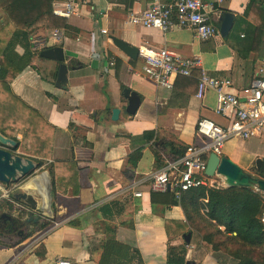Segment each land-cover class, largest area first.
<instances>
[{
  "label": "crops",
  "instance_id": "0c3cea01",
  "mask_svg": "<svg viewBox=\"0 0 264 264\" xmlns=\"http://www.w3.org/2000/svg\"><path fill=\"white\" fill-rule=\"evenodd\" d=\"M108 1L113 4L109 10L106 2L97 0L79 7L78 14L66 20L71 28H63L64 38L59 43L38 50L31 46L30 65L10 82L12 93L57 129L54 151L61 157H72L80 170L82 186L76 197L57 196L53 200L56 220L40 228L51 213L29 208L15 196L18 189L8 198V187L0 182V264H56L59 258L73 264H98L97 253L90 252L88 246L89 235L93 233L91 218L83 220L84 215L79 226L69 225L68 221L105 201L128 196L127 209L120 219H131L133 228L117 225V238L136 246L143 264H165L164 219H184V215L179 206L165 209L162 203H151V177L165 168L167 161H172L163 144L169 140L185 145L193 142L195 124L200 117L225 123L213 110V90H208L201 99L195 96L200 68L210 76L229 78L234 91L249 85L261 66L259 48L249 47L248 28L242 20L239 29L244 31H239L238 37L219 34L212 39L199 40L189 28L173 27L162 32L125 22L128 11L144 9L151 0ZM251 3L252 0H225L220 9L231 12L233 20L246 19ZM0 21L4 22L1 8ZM101 29H106L107 33H101ZM49 30H35L29 42ZM110 36L138 48L143 45L165 47L184 56H198L200 68L193 69V81L179 79L172 88L157 86L142 75V58H129L113 44ZM55 46L62 48L68 69L66 88H59L55 83L59 61L43 54ZM15 51L22 54L23 45H16ZM126 87L140 97V104L132 115L125 111L127 99L122 90ZM173 92L176 96L171 98ZM113 108L120 110L116 120L111 119ZM147 130L157 135L154 144L143 142L142 134ZM20 137L18 134L17 138ZM231 140L234 149L223 155L243 169L256 157H264V144L260 139ZM139 147L141 156L132 168L128 155ZM237 147L246 152V162L242 163L241 154H236ZM15 151L24 155L19 147ZM40 180L45 187V178ZM19 189L24 190V184ZM132 190L141 195L133 197ZM37 200L40 202L41 197ZM191 252L187 247L186 259L192 261L191 264H218L210 253L191 259ZM197 253L193 250V256Z\"/></svg>",
  "mask_w": 264,
  "mask_h": 264
},
{
  "label": "trees",
  "instance_id": "16d2710c",
  "mask_svg": "<svg viewBox=\"0 0 264 264\" xmlns=\"http://www.w3.org/2000/svg\"><path fill=\"white\" fill-rule=\"evenodd\" d=\"M0 8L4 20L0 21V133L17 142L16 148L24 152L22 156L29 157L37 166L45 164L52 200L57 196L76 197L82 186L80 170L72 157H61L54 151L57 129L10 89V82L31 63L33 53L29 38L32 33L38 29L67 30L71 27L66 19L53 14L52 0H0ZM240 20L248 28L249 47L253 50L257 46L261 57L264 53V0H252L246 19L236 17L235 21L239 23ZM18 44L24 47L22 54L15 51ZM192 78L191 75H178L173 87L179 79L193 81ZM175 96L173 92L171 98ZM168 105L171 106V102ZM142 140L145 144H154L157 135L153 130H147L143 132ZM186 147L170 140L163 144L172 161L182 157ZM140 156L141 147L130 152L128 163L132 168ZM128 198L110 199L68 221L69 225L79 226L84 215L86 219L83 220L91 218L93 233L89 235L88 246L90 252L97 253L98 264H143L138 248L117 238V225L133 228L131 219H120L127 209ZM151 203H162L165 209L179 206L184 215V219H164L165 264H186L188 244L201 247L203 252L196 249L198 259L210 253L218 264H264V224L260 221L264 207L262 192L200 185L180 191L178 198L172 190L151 191ZM54 213L55 209L51 214ZM49 223L48 220L40 224V228ZM186 233L190 234L188 243L183 238Z\"/></svg>",
  "mask_w": 264,
  "mask_h": 264
},
{
  "label": "built area",
  "instance_id": "2783aa9c",
  "mask_svg": "<svg viewBox=\"0 0 264 264\" xmlns=\"http://www.w3.org/2000/svg\"><path fill=\"white\" fill-rule=\"evenodd\" d=\"M97 1L106 2L107 10L113 6L108 0ZM224 1L151 0L144 9L128 11L125 22L134 26L158 29L162 32L173 27L189 28L197 39L208 40L219 35L216 20L222 12L220 5ZM88 2L90 0H52V12L68 20L78 14L79 7ZM100 31L103 34L107 33L106 29ZM63 38L64 29L53 28L45 35L35 36L31 41V46L32 49L38 50L57 44ZM138 56L143 60L142 75L152 80L157 86L164 88H172L176 76H190L193 69L200 68L198 56H184L179 51L165 47L153 48L143 45L138 48ZM260 63L261 66L250 84L234 91L231 90L232 83L229 78L210 76L200 68L195 96L201 99L208 90H213L215 92L213 110L224 118L225 123L222 125L206 117L198 118L194 128V141L187 144L182 157L167 161L165 168L152 175L151 191L172 190L174 196L178 198L180 191L191 187L200 185L217 187L215 183H218V180L208 177L205 173L209 153L222 156L225 142L231 139L258 138L264 143V53L260 58ZM131 194L133 197L141 195L140 192L134 190ZM46 221L48 220H44ZM49 221L48 225L55 220ZM260 221L264 224V207L260 213ZM56 264L73 263L59 258Z\"/></svg>",
  "mask_w": 264,
  "mask_h": 264
},
{
  "label": "water",
  "instance_id": "95a60500",
  "mask_svg": "<svg viewBox=\"0 0 264 264\" xmlns=\"http://www.w3.org/2000/svg\"><path fill=\"white\" fill-rule=\"evenodd\" d=\"M233 14L229 11H222L216 22L219 27V34L225 36L229 33L233 23ZM113 44L126 54L131 59L138 57V47L132 46L122 39L115 36H110ZM43 54L50 56L59 61L56 86L59 88H66L67 85V66L64 62L62 48L55 46L46 49ZM122 95L127 99L125 111L128 114H134L140 104L139 95L129 89L123 88ZM119 108H113L111 111V119L116 120L119 116ZM17 142L0 133V182L1 183H16L21 179L27 178L37 172L40 167L29 157L22 156L15 151ZM205 173L208 177L220 176L223 178L225 187H240L247 188L251 191L264 192V157H256L249 167V170L243 169L240 165L233 162L229 157L222 155L218 156L214 153H209L206 162ZM44 176L45 187L44 194L41 195V200L38 205L27 203V206L33 210H38L42 213H51V184L50 177L47 172H41L35 177ZM18 198V197H17ZM36 221V219H34ZM184 241L189 242L190 234L183 235ZM186 264H191L189 260Z\"/></svg>",
  "mask_w": 264,
  "mask_h": 264
},
{
  "label": "rangeland",
  "instance_id": "374dc122",
  "mask_svg": "<svg viewBox=\"0 0 264 264\" xmlns=\"http://www.w3.org/2000/svg\"><path fill=\"white\" fill-rule=\"evenodd\" d=\"M235 22V20H233V23ZM232 23V24H233ZM239 27H241L240 26V24L239 23H237V21L235 22V24H234V26H233V28H232V30H231V32L230 33H228L227 35L228 36H230L231 38H235V37H238V35H239V31H244V30H240L239 29ZM227 35H225L226 37H228ZM224 36V37H225ZM261 143H263L262 141H261ZM264 144V143H263ZM234 149V145H233V140H229L228 142H227V144L223 147V152H225L226 154H230L231 152H232V150ZM237 153H240L241 154V161H242V163L243 162H246L247 160H248V156H247V154H246V152L245 151H243L242 149H241V147H237V150H236V154ZM234 162V161H233ZM236 163V162H235ZM252 163H253V161H252ZM251 163V164H252ZM251 164H250V166H251ZM249 166V167H250ZM38 167H40V169L37 171V172H35L33 175H31V176H29V177H27V178H24V179H21V180H19L18 182H16V183H8V184H6L7 185V197L8 198H10V193H12L13 194V192H15L17 189H19L20 187H22L23 186V184H25L27 181H30L32 178H33V176L34 175H38V174H40L41 172H47V170L45 169V164L44 165H41V166H38ZM249 167L248 168H246L245 170H249ZM49 175V174H48ZM215 177V176H214ZM212 178V177H211ZM217 180H219V179H221L220 177H217L216 178ZM14 184V185H13ZM215 184H217V187H225L224 185H219L217 182L215 183ZM19 202V201H18ZM56 202V201H55ZM20 203V202H19ZM22 204V203H21ZM54 207V205H53V200L51 199L50 200V209L53 211V209L55 208H53ZM48 214H50L49 212H48ZM50 216L52 217V218H54L55 219V215L53 214V215H51L50 214ZM51 217H49L48 219H46V220H51ZM56 220V219H55ZM187 247L192 251L191 253H190V258L191 259H198V254L200 253V252H203L202 251V249H201V247H199V246H196V245H194V244H188L187 245ZM196 249H198L199 250V253L198 254H195L194 256H193V250L194 251H197ZM198 252V251H197Z\"/></svg>",
  "mask_w": 264,
  "mask_h": 264
},
{
  "label": "bare ground",
  "instance_id": "6f19581e",
  "mask_svg": "<svg viewBox=\"0 0 264 264\" xmlns=\"http://www.w3.org/2000/svg\"><path fill=\"white\" fill-rule=\"evenodd\" d=\"M41 178H44V176L35 177L34 179L27 181L24 184V190L18 189L15 192V196L24 202L38 205L40 202L37 198L44 194V187L40 180ZM218 183L224 185L223 178L218 180Z\"/></svg>",
  "mask_w": 264,
  "mask_h": 264
}]
</instances>
